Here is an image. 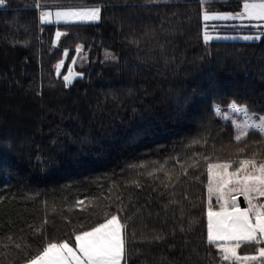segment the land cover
Instances as JSON below:
<instances>
[{
    "label": "trees",
    "instance_id": "16d2710c",
    "mask_svg": "<svg viewBox=\"0 0 264 264\" xmlns=\"http://www.w3.org/2000/svg\"><path fill=\"white\" fill-rule=\"evenodd\" d=\"M244 2L4 0L0 264L75 242L112 215L126 225L127 264H234L207 242L208 165L264 155V135L236 141L215 106L264 113V23L203 13L241 11ZM91 6L101 8L98 21L40 20L42 9ZM204 32L259 39L206 40ZM80 45L87 60L67 83ZM259 247L241 242L238 251Z\"/></svg>",
    "mask_w": 264,
    "mask_h": 264
},
{
    "label": "snow or ice",
    "instance_id": "6c2138e0",
    "mask_svg": "<svg viewBox=\"0 0 264 264\" xmlns=\"http://www.w3.org/2000/svg\"><path fill=\"white\" fill-rule=\"evenodd\" d=\"M4 0H0V5ZM101 9L99 7L57 12L58 19L98 21ZM52 14L45 12L41 19L47 21ZM249 19L264 22V0L243 3V11L236 15L210 16L204 15V20L210 19ZM261 25H256L260 27ZM61 33H57L59 37ZM210 37L205 36V39ZM245 39H259V37H244ZM77 48V52L81 51ZM67 55V53H65ZM75 63V61H73ZM60 65L57 66L59 70ZM70 75L63 77L70 80ZM233 112L244 113L248 120L236 124L235 140L241 141L247 137L250 130L264 135V117L253 119L246 106L230 105ZM217 113L222 110L217 107ZM227 119V115L224 116ZM194 143H198L195 141ZM230 164L208 165V211H207V242L220 250L221 258L232 261L234 264H243L245 261L262 260L264 264V247L256 251L258 255L240 256L237 249L241 242L250 244H264V204H257L258 198L264 197V160L247 159L239 161V167L229 172ZM215 195L219 211L213 210L212 197ZM242 195L247 207L242 208L237 196ZM126 225L120 222L116 215H112L105 222L98 224L88 231L75 235L76 247L67 241L61 243H48L42 253L31 259L28 264H127L126 238L124 229ZM229 243H219V242ZM235 242V243H231Z\"/></svg>",
    "mask_w": 264,
    "mask_h": 264
},
{
    "label": "rangeland",
    "instance_id": "374dc122",
    "mask_svg": "<svg viewBox=\"0 0 264 264\" xmlns=\"http://www.w3.org/2000/svg\"><path fill=\"white\" fill-rule=\"evenodd\" d=\"M247 2H258V0H252V1H247ZM94 7H99L100 8V6H91V7H69V8L65 7V8H55V9H42L40 11V20L43 23H72V22H83V21H87V20H74L73 19V20L65 21L63 18L58 19L56 17V13L57 12L72 11V10L89 9V8H94ZM242 11H243V9L241 11H236V12H230V11L204 12L203 13V19H204L205 13H207L210 16H227V15H236L238 13H241ZM45 12H50L52 14L50 17H48L47 21L41 19L42 14L45 13ZM100 16H101V12H100ZM244 19H246V20H254V19H249L247 17H244L243 20ZM210 20H225V19H210ZM226 20H229V19H226ZM255 21H258V20H255ZM259 22H261V21H259ZM261 23H264V22H261ZM57 33H61L62 34V32L60 30H57L56 31L55 36H54V43L55 44H59L60 39H61V36H62V35H60L58 37L57 36ZM249 35L250 34H233V33L204 32V37L205 36L210 37L207 40H210V39H213V38H238V39H245L244 37L249 36ZM80 47H81V45L78 46L77 48H80ZM65 53H67L66 50L64 51L63 58L57 64V66L60 65L59 70L61 69L62 65H64V62H65V59H66ZM103 58L106 59V60H109V59H113L114 56H113V54L110 51L106 50L104 52ZM86 60H87V54L84 52L83 47H82L81 48V51H79V52L76 51V54L74 55L73 59L69 62V66H68L67 72L64 75V76H66V75H69L71 73L70 80L69 81H66L67 83L72 82L76 77H78V76L81 75V72H79L78 69H77V65H83L86 62ZM73 61H75V63H73ZM57 70H58V68H57ZM230 105L226 109H221L219 106H215V111H216V108L217 107H219L222 110L218 114L224 120H229L232 123V126L234 127L235 134H236V132H237L236 124L237 123H242V122L248 120L249 117L245 116L244 113L233 112L231 110V108H230ZM241 106H244V105H241ZM248 112H249V114L251 115V117L253 119H255L256 117H264V113L259 114V113L251 112L249 110H248ZM225 114L228 117L227 119L224 118ZM250 131H255V130L253 129V130H250ZM241 147L244 148V144H242ZM247 159H255V160H257L259 162L261 160H264V155H258V154H254L252 152L247 153L246 155L240 156V157H237L235 154L234 155H231V156L230 155H225L223 157H220V158L216 159L215 161L211 162L210 164H224V163H228V164L231 165V167L228 169V171L229 172H234L239 167V161H241V160H247ZM207 193H208V189H207ZM240 197H242V198H240ZM240 197L237 196V200L240 203V206L242 208H246L247 207V202H246L245 198L243 196H240ZM212 199L216 200L215 195H213ZM254 202L257 203V204H261V199L258 198ZM213 210L214 211H219V207H218V209H216V208L213 207ZM67 242L72 247H74V248L76 247L75 242H72V243L69 242V241H67ZM59 243H61V242H59ZM219 243H229V242L222 241V242H219ZM231 243H235V242H231ZM28 262H25L23 264H28ZM230 262H232V261H230ZM251 262H255V261H245V262H243V264H249ZM256 262L262 264V260H257Z\"/></svg>",
    "mask_w": 264,
    "mask_h": 264
},
{
    "label": "crops",
    "instance_id": "0c3cea01",
    "mask_svg": "<svg viewBox=\"0 0 264 264\" xmlns=\"http://www.w3.org/2000/svg\"><path fill=\"white\" fill-rule=\"evenodd\" d=\"M240 196H242V195H239V197ZM240 198H242V197H240ZM260 199H261V204H264V197H261ZM216 209H218V208H216ZM237 253L240 256H244V255H248V256L258 255V252L257 253H253V254H241V253H239L238 249H237Z\"/></svg>",
    "mask_w": 264,
    "mask_h": 264
}]
</instances>
